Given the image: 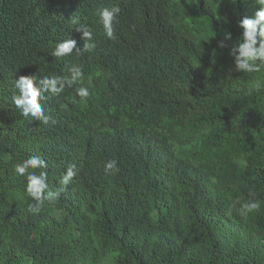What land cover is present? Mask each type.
I'll use <instances>...</instances> for the list:
<instances>
[{
  "label": "trees",
  "instance_id": "trees-1",
  "mask_svg": "<svg viewBox=\"0 0 264 264\" xmlns=\"http://www.w3.org/2000/svg\"><path fill=\"white\" fill-rule=\"evenodd\" d=\"M253 3L0 0V264H264V71L238 73L228 55ZM114 5L108 40L95 13ZM74 17L95 48L57 61V42L84 43ZM74 64L88 100L66 88L41 101L55 123H26L13 81ZM30 156L47 162L53 187L79 168L36 215L13 173ZM108 159L116 176L104 175ZM237 198L261 207L241 216Z\"/></svg>",
  "mask_w": 264,
  "mask_h": 264
},
{
  "label": "clouds",
  "instance_id": "clouds-1",
  "mask_svg": "<svg viewBox=\"0 0 264 264\" xmlns=\"http://www.w3.org/2000/svg\"><path fill=\"white\" fill-rule=\"evenodd\" d=\"M256 7L251 17L241 19L237 27L241 33L234 45L228 51L229 57L233 61V66L238 73H260L264 71V0H254ZM121 8L117 5L112 7H102L95 13L96 23L103 29L104 36L108 40H115L116 34L114 24L118 23ZM72 24L76 25L75 30L82 33L80 39L84 41L81 48H77L76 40L66 38L57 42L51 50V56L59 61L75 53L83 56L91 53L95 48L93 42V30L90 26L80 23L78 18L72 19ZM232 39L231 32L225 31L224 39L218 42V48L228 47L224 41ZM84 73L79 65H72L66 75L51 74L38 79L37 75L20 76L13 81L15 92L12 95V104L19 115L26 123L40 121L42 125H47L52 117L46 114V109L41 101L60 97L66 88L75 86V96L79 98V103H85L90 92L88 87L83 86ZM254 89L261 87L258 81L252 84ZM47 162L39 156H30L13 166V173L16 177H22L25 181L24 193L32 201L27 206V213L36 215L41 212L46 202L57 201L60 194L65 193L67 187L71 185L73 179L77 177L79 168L75 164H68L65 171L60 175L55 187L48 183ZM103 172L105 176H116L120 172L118 161L108 159L103 162ZM231 208L235 209L241 216L258 210L261 201L252 199L242 202L237 198Z\"/></svg>",
  "mask_w": 264,
  "mask_h": 264
}]
</instances>
